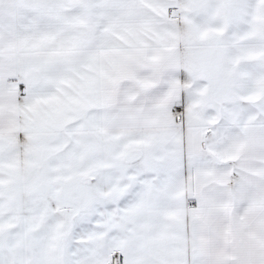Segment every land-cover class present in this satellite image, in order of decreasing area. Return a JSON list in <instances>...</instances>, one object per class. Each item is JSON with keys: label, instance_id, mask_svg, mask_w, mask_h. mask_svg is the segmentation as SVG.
<instances>
[{"label": "snow or ice", "instance_id": "snow-or-ice-1", "mask_svg": "<svg viewBox=\"0 0 264 264\" xmlns=\"http://www.w3.org/2000/svg\"><path fill=\"white\" fill-rule=\"evenodd\" d=\"M0 264H264V0H0Z\"/></svg>", "mask_w": 264, "mask_h": 264}]
</instances>
